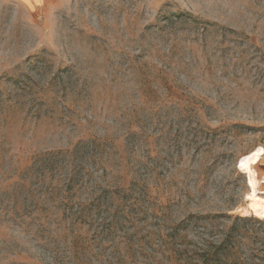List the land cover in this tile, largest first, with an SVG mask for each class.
<instances>
[{"label":"rangeland","instance_id":"obj_1","mask_svg":"<svg viewBox=\"0 0 264 264\" xmlns=\"http://www.w3.org/2000/svg\"><path fill=\"white\" fill-rule=\"evenodd\" d=\"M0 0V264H264V0Z\"/></svg>","mask_w":264,"mask_h":264},{"label":"crops","instance_id":"obj_2","mask_svg":"<svg viewBox=\"0 0 264 264\" xmlns=\"http://www.w3.org/2000/svg\"><path fill=\"white\" fill-rule=\"evenodd\" d=\"M19 1H21L22 3H25L23 0H19ZM259 166H261V172L264 174V154L262 156V159L259 162ZM262 177L264 179V175H262ZM263 187H264V184H263Z\"/></svg>","mask_w":264,"mask_h":264}]
</instances>
